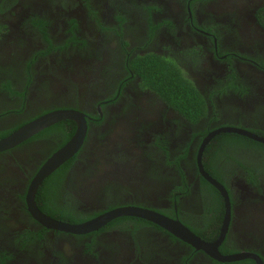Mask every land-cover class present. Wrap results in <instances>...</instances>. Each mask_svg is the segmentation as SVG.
Returning a JSON list of instances; mask_svg holds the SVG:
<instances>
[{
    "label": "flooded vegetation",
    "instance_id": "obj_1",
    "mask_svg": "<svg viewBox=\"0 0 264 264\" xmlns=\"http://www.w3.org/2000/svg\"><path fill=\"white\" fill-rule=\"evenodd\" d=\"M159 65L181 106L149 80ZM58 110L86 131L37 186L41 215L81 224L138 207L213 242L226 205L203 170L228 196L220 254L264 264V143L239 133L264 138V0H0V139ZM76 127L0 152V264H257L136 216L86 234L41 224L31 183Z\"/></svg>",
    "mask_w": 264,
    "mask_h": 264
},
{
    "label": "water",
    "instance_id": "obj_2",
    "mask_svg": "<svg viewBox=\"0 0 264 264\" xmlns=\"http://www.w3.org/2000/svg\"><path fill=\"white\" fill-rule=\"evenodd\" d=\"M64 119H71L74 120L77 124L75 134L70 139V141L62 147L57 153H55L50 159H48L44 165L39 170L37 176L32 181L30 186V191L28 194V204L30 210L33 213H37L36 218L38 221L45 225L46 227L53 228L56 230L67 231L73 234H86L92 231L98 230L102 225L108 222L111 219L120 216H136L140 218H144L149 220L160 227L164 228L175 237L179 238L182 241L187 242L188 244L192 245L194 248L202 250L208 254H210L214 259L221 261V262H233L239 259L250 257L253 258L257 264H262L261 260L251 254L246 253H236L230 255H222L220 254L218 247L222 243L225 233H226V223L228 221V211H229V202L227 193L222 185L217 183L215 180L211 179L207 176V174L201 170L203 176L208 180L210 184H212L218 191L221 192L222 196L224 197V202L226 205V219L223 223L221 231L219 233L218 238L213 242H206L202 240L199 236L194 234L190 229L184 226L177 220H172L166 218L162 215H159L153 211H149L146 209L138 208V207H120L115 208L106 214L92 219L90 221L81 223V224H66L59 221L52 220L48 217L41 215L36 209L35 202H34V194L36 191L37 186L39 183L44 179L48 174H50L56 167H58L61 163L65 160L69 159L73 156L77 150L80 148L82 141L84 139L86 125L83 119V116L72 110H58L47 113L35 119L34 121L24 125L14 133L9 136L0 139V152L6 151L11 149L12 147L18 145L19 143L23 142L24 140L28 139L32 135L36 134L40 130L48 127L54 123H57ZM240 134H244L248 137H251L259 142L264 143V138L257 137L252 135L248 132L239 131Z\"/></svg>",
    "mask_w": 264,
    "mask_h": 264
},
{
    "label": "trees",
    "instance_id": "obj_3",
    "mask_svg": "<svg viewBox=\"0 0 264 264\" xmlns=\"http://www.w3.org/2000/svg\"><path fill=\"white\" fill-rule=\"evenodd\" d=\"M158 69L160 70V71L157 70L160 72L159 74H157L158 76L150 74L149 80L155 81L158 83L161 91H163L165 94L168 95V97H169L168 100H170L172 102L176 100V102L180 103V106H181V102L179 101V99H181L180 96H183V95L180 94L181 90H179V88H181V85L177 79V76L175 74L172 75V73L170 76L165 75L168 72L165 71L163 68H161L160 65H159ZM162 72L165 74H162Z\"/></svg>",
    "mask_w": 264,
    "mask_h": 264
}]
</instances>
